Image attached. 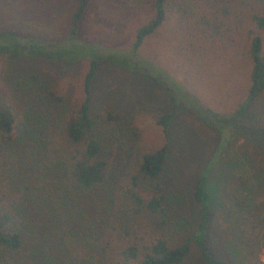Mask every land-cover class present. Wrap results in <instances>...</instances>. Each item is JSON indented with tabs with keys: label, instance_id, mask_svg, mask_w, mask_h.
Wrapping results in <instances>:
<instances>
[{
	"label": "rangeland",
	"instance_id": "1",
	"mask_svg": "<svg viewBox=\"0 0 264 264\" xmlns=\"http://www.w3.org/2000/svg\"><path fill=\"white\" fill-rule=\"evenodd\" d=\"M44 1L46 5L31 10L0 0V32L14 31L25 47L15 57L0 53V100L16 115L11 136L22 142L32 133L41 134L38 131L47 124L49 114L31 107L44 92L64 97L70 108L82 102L89 61L78 53H93L96 44L128 52L137 30L155 13L148 4L132 0H91L78 34L83 43L77 50L65 42L73 0ZM37 38L46 44L61 40V49H72L65 54L62 49V58L56 52L31 55L27 43ZM188 39L170 10L162 27L145 39L137 55H131L146 60L148 74L103 61L92 83L90 115L100 121L108 115L118 117L117 123L108 121L114 127L107 156L125 188L132 186L131 176L139 175L142 154L167 148L165 169L158 179L165 197L163 206L159 213H145L138 219V233L146 240L163 236L173 246L187 244L189 255L184 264H204L200 247L192 240L201 214L192 192L199 175L210 169L208 180L216 193L205 236L208 249L232 264H263L264 141L237 127L264 128V92L223 137L189 111L182 95L194 96L214 112L235 113L250 88L249 60L231 47L222 51L195 40L191 46ZM166 113L173 118L165 133L158 119ZM1 152L0 145V157ZM140 191L145 197L154 195V182H142ZM82 201L90 218L105 214L96 199ZM38 238L28 230L22 248L13 252L1 249L0 261L34 264L39 255Z\"/></svg>",
	"mask_w": 264,
	"mask_h": 264
},
{
	"label": "trees",
	"instance_id": "2",
	"mask_svg": "<svg viewBox=\"0 0 264 264\" xmlns=\"http://www.w3.org/2000/svg\"><path fill=\"white\" fill-rule=\"evenodd\" d=\"M4 1L31 10L46 5L44 0ZM73 2L74 12L64 41L78 50L83 43L79 30L91 0ZM132 2L148 4L155 10L154 16L137 30L128 52L94 44L95 52L78 53L89 61L83 82L84 98L72 108L64 97L50 90L34 99L31 107L46 111L45 115L50 117H46L47 124L38 131L41 134L32 133L26 142L13 138L16 115L3 107L0 100V250L21 249L29 230L40 239L34 264H184L188 257L187 244L173 246L163 236L148 241L138 233L140 216L159 213L163 206L165 197L158 179L165 169L167 148L142 154L139 175L131 176L132 186L125 188L107 156L114 127L108 121L117 123L118 117L108 115L100 121L90 115L92 83L103 61L137 74H148L146 60L132 59L131 55H137L145 39L162 27L171 10L191 46L195 40L222 51L231 47L249 60L250 88L246 101L235 113L214 112L194 96L182 95L190 112L225 137L226 131L245 115L250 103L264 92V0ZM60 41L46 44L44 39H33L27 43V52L39 57L56 52L62 58L72 48L62 47L64 54L61 53ZM21 52L25 49L14 31L0 32V53L15 57ZM172 118V113H166L158 119L163 132H167ZM237 128L264 141L263 127ZM257 171L260 176L261 171ZM209 173L210 169L203 170L193 188L192 197L201 207V214L192 240L199 245L204 264H232L218 258L206 245L216 193L208 180ZM144 181L154 182V195L143 196L140 186ZM86 197L98 201L100 210L105 212L102 217H89L82 204ZM0 264L11 263L0 261Z\"/></svg>",
	"mask_w": 264,
	"mask_h": 264
},
{
	"label": "built area",
	"instance_id": "3",
	"mask_svg": "<svg viewBox=\"0 0 264 264\" xmlns=\"http://www.w3.org/2000/svg\"><path fill=\"white\" fill-rule=\"evenodd\" d=\"M263 252V251H262ZM260 262H262L263 264H264V254H262L261 256H260Z\"/></svg>",
	"mask_w": 264,
	"mask_h": 264
},
{
	"label": "water",
	"instance_id": "4",
	"mask_svg": "<svg viewBox=\"0 0 264 264\" xmlns=\"http://www.w3.org/2000/svg\"><path fill=\"white\" fill-rule=\"evenodd\" d=\"M24 49H25V47H24Z\"/></svg>",
	"mask_w": 264,
	"mask_h": 264
}]
</instances>
